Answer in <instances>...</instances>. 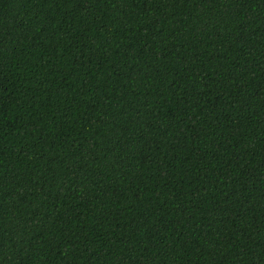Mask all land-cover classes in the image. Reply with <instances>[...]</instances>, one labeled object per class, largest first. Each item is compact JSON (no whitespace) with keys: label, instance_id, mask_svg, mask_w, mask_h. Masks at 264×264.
<instances>
[{"label":"trees","instance_id":"16d2710c","mask_svg":"<svg viewBox=\"0 0 264 264\" xmlns=\"http://www.w3.org/2000/svg\"><path fill=\"white\" fill-rule=\"evenodd\" d=\"M0 264H264V0H0Z\"/></svg>","mask_w":264,"mask_h":264}]
</instances>
